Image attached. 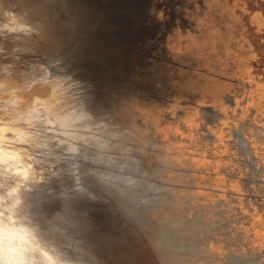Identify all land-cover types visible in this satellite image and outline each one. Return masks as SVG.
I'll use <instances>...</instances> for the list:
<instances>
[{
    "label": "rangeland",
    "instance_id": "374dc122",
    "mask_svg": "<svg viewBox=\"0 0 264 264\" xmlns=\"http://www.w3.org/2000/svg\"><path fill=\"white\" fill-rule=\"evenodd\" d=\"M111 1H99L116 20L101 49L70 70L8 38L54 44L65 24L35 2L0 0V127L20 158L7 170L29 176L25 212H0V227L49 233L52 264H162L102 187L142 182L143 164L171 195L149 210L153 221L175 212L209 223L186 228L189 243L200 240L197 264H228L229 254L264 264V0ZM22 63L36 68L29 82ZM90 78L110 92L96 96Z\"/></svg>",
    "mask_w": 264,
    "mask_h": 264
},
{
    "label": "water",
    "instance_id": "95a60500",
    "mask_svg": "<svg viewBox=\"0 0 264 264\" xmlns=\"http://www.w3.org/2000/svg\"><path fill=\"white\" fill-rule=\"evenodd\" d=\"M99 1L101 0H4L5 7L15 6L18 9L28 8L31 6L32 2H35L43 8L42 14H47V16L44 17L46 21H59L65 24V32H63V35L54 44H49L40 40H32L29 35L21 34L19 31L8 33V38L10 39L9 43L11 42L12 44V42L15 41L19 44L22 53L28 52L38 54L40 60L44 58L54 69L67 68L70 70H79L81 68L79 63L81 58L86 54L97 51L98 48L101 49L102 43H98L100 35H108L113 28L114 21L116 22L114 19L110 21L108 18L110 17L109 13L107 14L106 11L101 8L103 2L106 0H103L101 3ZM9 43L7 49L9 52H12L13 47ZM18 68L22 70L23 74H29V80L27 82L30 81L32 73L34 74V70H36V68L29 63H22ZM89 82L94 87L96 96L103 97V95L110 92L112 88L110 82L100 81L96 78H90ZM120 142L121 141L118 139L110 140V143L116 147H118V144H121ZM131 154L136 160L140 159V161L143 162L136 148L132 149ZM142 171L144 175L142 182L135 180L130 181V183L135 182L133 183L136 195L134 202L137 206L133 223L141 228V233L144 235L145 241L155 246L152 248V251L156 255L158 254L162 264H197L195 254L200 253V256L204 257L198 246L200 240H195L197 245L195 249H185L186 245L191 242L186 238L192 239V236H190L191 234L186 233L188 231V229H186V224L189 222L192 224L191 221H195V227H198V224L206 226L209 223H206L200 217L189 218L184 214L178 215L175 212H172L171 216L168 218H164L160 221H153L149 216V210L157 206L158 202L165 205L166 201V206H168L167 201L171 195L168 190L163 189V183H160L152 174L151 170L143 166V164ZM118 178L120 179V177ZM116 183V181L112 184L102 183V187L117 199L119 208L124 209L127 205H124L122 201L123 195L120 190L115 187ZM137 191H139L138 194ZM141 201L145 203H141ZM168 224H175L173 226V232L168 229ZM197 232L198 228L196 234ZM15 249V247L5 246L0 241V264H27L28 257H30L29 259H31L30 261L32 264H49L42 253H29L26 250L21 251ZM190 250L192 252H190ZM11 256L13 259L15 258V260H13ZM237 257L238 256L229 254L226 256V262L228 264H233V260ZM252 258L256 261V258Z\"/></svg>",
    "mask_w": 264,
    "mask_h": 264
},
{
    "label": "bare ground",
    "instance_id": "6f19581e",
    "mask_svg": "<svg viewBox=\"0 0 264 264\" xmlns=\"http://www.w3.org/2000/svg\"><path fill=\"white\" fill-rule=\"evenodd\" d=\"M36 12H40L39 9L36 10ZM3 20V19H2ZM25 77H23V81H27L29 74H24ZM10 138L8 136V133L6 131V128L4 126L0 127V188L2 190V193L0 194V212L2 214H5L8 211L13 210L12 212H17V215L20 216L22 213L25 212L23 202V197L25 196L23 192V185L29 180V176L25 173L24 169H20V172L17 173V175H14V172H11V170H7V166L9 164V161L12 160L13 162L20 161V158H14L11 156H8V152L10 150ZM18 146H20V142L18 143ZM72 147V146H68ZM15 148V147H14ZM11 147V149H14ZM10 159V160H9ZM8 161V162H7ZM20 165V163L18 164ZM14 176V177H13ZM11 178L14 182L12 187H6V182L8 178ZM118 181V180H117ZM116 181V182H117ZM135 183V182H133ZM133 183L130 184L127 183H119L115 185L117 189L120 190L121 194L123 195L122 201L124 202V205L126 208H122L121 211L127 212L130 215L135 216L136 212V205H135V188L133 187ZM8 198L7 201L5 198ZM116 199V198H115ZM117 201V199H116ZM141 203H145L142 202ZM21 217L18 218V220ZM16 221V220H15ZM10 223V222H9ZM175 225V224H168ZM192 224H187L186 227L193 226ZM51 235V233H50ZM49 233L41 232L39 229H28V231L25 232L24 228L22 227H13L11 225H4L0 227V241L7 247H15V250H26L29 253L33 252H39L40 254H44L46 261L49 262V264H52L51 259L47 257V252L44 249L53 248V244L50 242ZM52 236V235H51ZM32 241V243H30ZM196 241H192V243H188L186 245L185 249L193 248L195 249ZM42 247V248H38ZM44 248V249H43ZM192 249V250H193ZM190 252H192L190 250ZM8 256V255H7ZM12 258V256H11ZM13 259V258H12ZM15 260V258L13 259Z\"/></svg>",
    "mask_w": 264,
    "mask_h": 264
},
{
    "label": "trees",
    "instance_id": "16d2710c",
    "mask_svg": "<svg viewBox=\"0 0 264 264\" xmlns=\"http://www.w3.org/2000/svg\"><path fill=\"white\" fill-rule=\"evenodd\" d=\"M114 1L116 2V0H112L111 2H114Z\"/></svg>",
    "mask_w": 264,
    "mask_h": 264
}]
</instances>
